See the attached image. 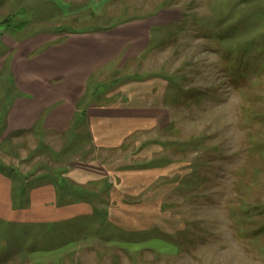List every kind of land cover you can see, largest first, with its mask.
<instances>
[{"label":"rangeland","instance_id":"374dc122","mask_svg":"<svg viewBox=\"0 0 264 264\" xmlns=\"http://www.w3.org/2000/svg\"><path fill=\"white\" fill-rule=\"evenodd\" d=\"M128 20L149 32L78 102L132 100L137 120L118 148L98 149L85 116L67 133L6 130L18 88L9 59L0 70V162L15 184L62 176L73 160L116 171L79 186L81 200L58 183V205L75 198L88 212L0 222V264H264V0H0V52L10 38Z\"/></svg>","mask_w":264,"mask_h":264},{"label":"crops","instance_id":"0c3cea01","mask_svg":"<svg viewBox=\"0 0 264 264\" xmlns=\"http://www.w3.org/2000/svg\"><path fill=\"white\" fill-rule=\"evenodd\" d=\"M135 22L137 20L108 30L70 32L58 37L51 33H35L29 37L10 38L12 46L5 44L6 48L3 47L0 52V70L9 59L10 72L15 75L18 94L10 102V99L6 102V130L34 131L41 123L47 130L67 133L76 113V106L84 96L87 83L94 73L113 66L123 58L129 59L131 39L145 35L143 31L149 32L150 27L147 29L145 25H136ZM150 38L148 34L147 40L141 41H146L143 48L148 46ZM33 55L34 58H31ZM131 101L122 93L112 104L92 101L85 104L88 131L98 149L118 148L131 134L130 124H135L137 120L130 107ZM94 163L70 161L64 165L66 173L59 176V180L55 174L48 173L45 177L41 175L38 179L42 178V181L27 188L26 199H22V205L17 208L13 203L16 177L13 173L0 170V221L10 224L36 221L48 223L71 219L84 211L88 212L86 204H73L67 202L66 198L58 205L56 187L61 181L64 184V177L75 185L83 186L114 176L116 171L111 165L98 161ZM159 169L162 170L163 167ZM139 170L146 174L153 171L146 167ZM122 172L117 173L118 178ZM119 181L114 185L112 194L117 196L120 193L124 198L126 192L123 183Z\"/></svg>","mask_w":264,"mask_h":264},{"label":"trees","instance_id":"16d2710c","mask_svg":"<svg viewBox=\"0 0 264 264\" xmlns=\"http://www.w3.org/2000/svg\"><path fill=\"white\" fill-rule=\"evenodd\" d=\"M163 9H165V8L158 9V10L155 11V13L159 15L160 12ZM148 17H150V16H148ZM6 21H8V19H6ZM128 21H130V20H128ZM120 23H124V22H120ZM120 23H118V24H120ZM116 26H117V24H114L110 28H106V29H103V30H108V29H111V28L116 27ZM79 108H80V106L78 104L76 106V113L74 115V118H75V116L77 114H79V115H78L77 119H75L74 122L72 120L73 125L68 128V132H69V130H72V131L77 130L78 129L77 126H79V123L82 121L83 117L85 116V108H82V110H80ZM75 123H77L78 125L75 126L74 125ZM63 167L64 166H59V167H57V169L60 170ZM0 170L4 171V172H9V173L13 172V170L11 168L9 169L8 167H5L1 162H0ZM57 178L59 180L60 177L57 176ZM30 187H31V185L27 184V182H25V180L23 182H21V184H14V187H13V200H14L13 203H14V207L17 208L20 205H22V199L25 201V199H26V195L25 194H26L27 188H30ZM59 187L61 188L62 192H65V195H68L70 193V191H73V197H76L78 199L83 198V196L86 197V195H85L84 191L82 190V188L79 187L78 185H75L74 183L68 184L67 182H64V184L60 185ZM80 200L76 201L75 198H72V201H75V202H79ZM66 201L68 202V200H66ZM72 201L70 200L69 202H72ZM0 222H2V221H0ZM2 223H5V222H2ZM8 224H10V223H8Z\"/></svg>","mask_w":264,"mask_h":264}]
</instances>
